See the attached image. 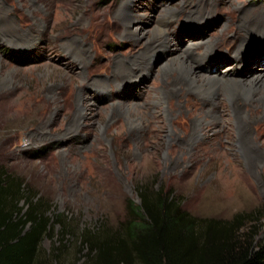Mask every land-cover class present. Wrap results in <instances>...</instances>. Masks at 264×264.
I'll list each match as a JSON object with an SVG mask.
<instances>
[{
	"label": "rangeland",
	"instance_id": "obj_1",
	"mask_svg": "<svg viewBox=\"0 0 264 264\" xmlns=\"http://www.w3.org/2000/svg\"><path fill=\"white\" fill-rule=\"evenodd\" d=\"M263 32L264 0H0V167L79 228L125 223L137 188L151 185L197 218L247 215L264 242V114L245 100L239 121L220 90L219 120L197 127L202 97L190 107L164 86L185 77L165 69L179 58L204 79L263 73ZM136 61L151 71L133 80L125 68ZM235 63L242 77L226 75Z\"/></svg>",
	"mask_w": 264,
	"mask_h": 264
},
{
	"label": "trees",
	"instance_id": "obj_2",
	"mask_svg": "<svg viewBox=\"0 0 264 264\" xmlns=\"http://www.w3.org/2000/svg\"><path fill=\"white\" fill-rule=\"evenodd\" d=\"M137 192L141 203L131 202L125 223L79 228L48 215L51 205L0 167V264H264L259 226L247 228V215L197 218L163 186ZM46 240H56L49 251Z\"/></svg>",
	"mask_w": 264,
	"mask_h": 264
},
{
	"label": "bare ground",
	"instance_id": "obj_3",
	"mask_svg": "<svg viewBox=\"0 0 264 264\" xmlns=\"http://www.w3.org/2000/svg\"><path fill=\"white\" fill-rule=\"evenodd\" d=\"M250 24L245 21V23H242L240 25V27H243V26L251 27ZM262 25H263L262 22H260V23L258 22V23H255L254 26L258 27L259 29H262L263 28ZM131 26H132L131 21L126 23L125 33H126V36H128V37L134 36V34L138 31L136 29L131 30V28H129ZM254 26L251 28H255ZM169 40H170L169 37L165 40L167 47H169V45L171 43ZM154 44L155 43H153L151 45L149 51H151V49H153ZM211 49H212L211 45H207L206 49H205L206 50L205 55L209 54L211 52ZM182 52H184V51H182ZM263 55H264V53H263ZM258 61H264V56L259 57ZM148 62H150V61L148 60ZM240 62L242 64V61H240ZM238 67H239L238 64L235 63V67H230L229 70H231V71L228 73L226 72V75L241 76L240 74L237 73ZM123 68H125V67H123ZM176 68H180L182 70V75L185 77H182L181 75L179 77L175 76L174 78L166 77V80L164 82V86L167 89L171 90L172 95H176L177 97H180V98H188V99L190 98L189 99V102H191L190 107L192 106L191 104L194 103V102H192L191 96L197 95L199 97H202V99H203L202 106H200V108H197V110L203 109L204 112L206 111L205 112V119L204 120L198 119L196 122L197 127H201L204 124H209V123L214 124L219 120L218 119L219 116L217 115L218 113L216 114L215 111L219 107L218 105H220V102L215 98L217 97V94H218V92H220V90H222L225 97H227L229 99L237 100V102L235 101L236 107H232V112H233V115L236 117V119H238L239 121L243 120V118H246L245 116L247 115V112H249V111H246L245 108L241 107V104L245 103V100L248 102L249 107H251L250 108V114H252L254 117H255V115H259L260 113L264 114V72L263 73H256V74L248 77L246 80L244 79V81H242L241 79H238L239 77H237V79H235L233 77L232 78H230V77L225 78L223 76L216 77L213 75L209 79H204L205 76H203L199 73L197 74V69H195L190 63H188L185 58H183V59L179 58L177 60L173 59L170 63L165 65V69L170 74H173L176 71ZM125 69H126L125 72H127L126 76H128L129 78H131L133 80H136L139 77L135 76V72L141 71V74L139 73L140 75H142L143 73H150L151 65H150V63L148 65L147 62L145 65V63H141L140 61H136L135 63L131 64V68H129V69L125 68ZM167 93H169V91ZM158 96L160 97V99H157L156 101H154V102H156L157 109L160 108V105L162 104V102L167 99L166 94H163V95L159 94ZM210 99H212L213 102L209 101ZM238 100H240V101H238ZM207 106H209V108H207ZM210 106H211V108H210ZM87 108L88 107L83 105V102L81 101L80 102V113H79L78 117H85L87 115V111H88ZM173 108H175V106ZM259 122L263 123L264 117L260 118ZM263 126H264V124H263ZM143 127H146V126H144V124H141V123L132 124V130L130 132L131 133H134V132L135 133H141L140 131L142 130Z\"/></svg>",
	"mask_w": 264,
	"mask_h": 264
}]
</instances>
